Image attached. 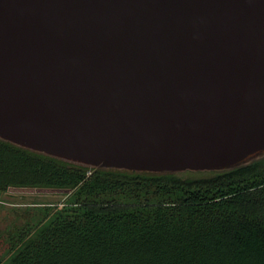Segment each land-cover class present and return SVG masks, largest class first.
I'll use <instances>...</instances> for the list:
<instances>
[{
	"label": "water",
	"instance_id": "obj_1",
	"mask_svg": "<svg viewBox=\"0 0 264 264\" xmlns=\"http://www.w3.org/2000/svg\"><path fill=\"white\" fill-rule=\"evenodd\" d=\"M0 139L139 173L264 158V0H0Z\"/></svg>",
	"mask_w": 264,
	"mask_h": 264
},
{
	"label": "trees",
	"instance_id": "obj_2",
	"mask_svg": "<svg viewBox=\"0 0 264 264\" xmlns=\"http://www.w3.org/2000/svg\"><path fill=\"white\" fill-rule=\"evenodd\" d=\"M67 203L17 236L4 264H264V158L227 171L92 169L0 139V193Z\"/></svg>",
	"mask_w": 264,
	"mask_h": 264
},
{
	"label": "rangeland",
	"instance_id": "obj_3",
	"mask_svg": "<svg viewBox=\"0 0 264 264\" xmlns=\"http://www.w3.org/2000/svg\"><path fill=\"white\" fill-rule=\"evenodd\" d=\"M67 194L49 189H15L0 193V264L15 253L18 234L29 232L67 203Z\"/></svg>",
	"mask_w": 264,
	"mask_h": 264
}]
</instances>
